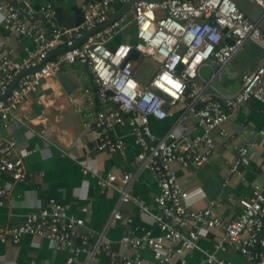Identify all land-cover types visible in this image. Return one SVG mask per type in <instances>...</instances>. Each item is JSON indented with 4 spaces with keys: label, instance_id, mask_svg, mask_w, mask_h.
Returning a JSON list of instances; mask_svg holds the SVG:
<instances>
[{
    "label": "built area",
    "instance_id": "2783aa9c",
    "mask_svg": "<svg viewBox=\"0 0 264 264\" xmlns=\"http://www.w3.org/2000/svg\"><path fill=\"white\" fill-rule=\"evenodd\" d=\"M126 1L83 3L81 22L64 28L56 20V7L51 1L35 6L31 0H0L4 28L19 37H31L34 43V48L19 60L13 49L0 52V122L11 119L26 95L42 80L54 77L62 65L85 64L92 73L99 103L111 105L109 109L98 108L92 121L84 123L95 139L96 149L124 156L123 140L113 137L111 132L116 125L128 124L140 148L135 156L138 167L150 171L159 188L154 198L157 210L152 215L161 233L123 235L121 243L136 251L143 245L149 246L158 264H166L174 257L180 264H189L183 252L197 246L201 231L224 227L206 262L233 264L220 259L215 252L234 248L253 264H264V166L261 183L254 184L249 195L228 196L241 210L226 225L215 212L217 200L211 199L201 209L187 205L188 193L178 184L172 169L174 162L182 167L207 162L215 152L213 131L229 136L225 122L247 101L256 99L264 107V58L241 74L236 90H227L220 83L224 67L246 42L264 50V32L233 0H139L131 7L136 42L114 45L111 40L126 22L121 17L108 23L109 15L117 2ZM254 1L264 9V0ZM58 48L63 50L52 54ZM132 51L137 52L135 57L130 56ZM146 58L154 62L155 70L142 83L137 77V61ZM205 67L210 69L208 76L202 73ZM179 102L183 108L174 124L162 135L154 134L150 118L164 119L166 106ZM189 118L194 119L192 128L186 123ZM175 124L181 126L179 132ZM253 145L247 142L237 148L229 173L239 171ZM15 148L14 139L0 136V173H8L13 181H25V164L21 156L14 154ZM82 168L86 173L87 167ZM228 176L222 186L227 185ZM135 179L134 172H108L97 175L96 183L103 189H115L119 202H126L133 198L130 187ZM8 193L9 188L0 186V206ZM110 218H122L118 205ZM83 223L82 218L69 213L66 205L49 198L20 223L0 222V242L17 244L24 234H33L49 238L54 247H71L74 252L68 263L79 252H86L88 258L103 252L109 256L110 264H148L138 251L132 256L112 252L108 243H102L101 235L87 249L90 233L78 231Z\"/></svg>",
    "mask_w": 264,
    "mask_h": 264
},
{
    "label": "crops",
    "instance_id": "0c3cea01",
    "mask_svg": "<svg viewBox=\"0 0 264 264\" xmlns=\"http://www.w3.org/2000/svg\"><path fill=\"white\" fill-rule=\"evenodd\" d=\"M47 1L56 7L58 24L73 28L82 20L81 5L90 0H31V3L37 6ZM122 5L120 2L115 4L108 23ZM121 17L126 24L113 37L111 44H134L136 26L131 18V9ZM5 48L13 49L14 57L19 60L28 49L34 48V43L31 37H19L6 30L0 12V52ZM144 62V59L137 61V77L142 83L148 81L141 73ZM260 63L249 57L234 56L228 64L229 73L222 72L221 85L227 90H236L240 85L241 74ZM202 73L208 76L210 69L205 67ZM110 107L99 103L88 67L75 62L62 65L54 77L42 80L38 87L26 95L12 118L0 122V136L16 141L14 154L23 158L27 171L25 181H13L8 173H0V186L9 188L0 206V222L20 223L27 213L45 205L49 198H55L66 205L69 213L83 219L84 223L78 227V231L90 233L87 249L101 235L102 243H108L112 252L132 256L138 251L146 263L158 264L149 246L143 245L136 251L120 241L123 235L139 236L144 231H150L152 235L161 233L152 215L157 210L154 198L159 188L150 171L138 167L135 156L140 148L131 128L128 124L116 125L111 132L113 137L124 142L125 154L122 156L114 151L97 150L95 139L84 124L85 121H92L98 108ZM182 108V102L168 105L164 119L151 117V131L156 135L165 133L174 124ZM186 123L192 128L194 119L189 118ZM224 126L229 136L213 131L215 152L207 162L201 166L186 167L174 162L172 169L178 184L188 193L187 205L192 209H201L211 199L217 200L215 212L226 225L241 210L240 205L228 196L249 195L253 185L261 183V167L264 166L263 104L250 99L229 115ZM174 127L179 132L181 126L175 124ZM247 142L254 145L249 148L245 162L238 172L229 173V167L237 157V148ZM84 166L87 167L86 173L83 172ZM122 171L136 173V179L130 187L133 198L126 202H119V194L115 189H103L96 183L97 175L104 176L108 172L120 174ZM227 176L229 181L226 186H222ZM116 205L122 218L111 219ZM83 207L87 210H83ZM223 232L224 227L201 231L197 246L183 252L187 262L210 264L206 262V257L215 250V242ZM166 246L177 247L178 244L166 243ZM73 252L68 246L54 247L47 237L24 234L17 244L0 242V264H110L109 256L103 252L91 258L86 252H79L68 263ZM215 253L220 259L233 264H253L234 248L217 250ZM166 264L180 263L174 257Z\"/></svg>",
    "mask_w": 264,
    "mask_h": 264
},
{
    "label": "water",
    "instance_id": "95a60500",
    "mask_svg": "<svg viewBox=\"0 0 264 264\" xmlns=\"http://www.w3.org/2000/svg\"><path fill=\"white\" fill-rule=\"evenodd\" d=\"M139 0H127L120 9L113 15L110 22L118 19L121 15L131 9V7ZM240 11L245 14L251 21H253L263 32H264V9L260 7L254 0H233ZM92 31L88 32L90 34ZM86 35V36H87ZM80 42V41H79ZM63 49L58 48L52 52V54L59 53ZM50 54V55H52ZM137 55L136 51H132L130 56L135 57ZM249 57L250 59H255L256 61H261L264 58V50L255 43L246 42L244 46L235 54V57ZM223 72L229 73L228 65L224 67ZM18 77L15 78L13 83L10 85L6 94L14 86ZM5 94V95H6Z\"/></svg>",
    "mask_w": 264,
    "mask_h": 264
},
{
    "label": "rangeland",
    "instance_id": "374dc122",
    "mask_svg": "<svg viewBox=\"0 0 264 264\" xmlns=\"http://www.w3.org/2000/svg\"><path fill=\"white\" fill-rule=\"evenodd\" d=\"M144 63L142 64L141 67V73L144 74V78L149 79L150 75H152L154 69H155V65L154 62H152L149 59H144Z\"/></svg>",
    "mask_w": 264,
    "mask_h": 264
}]
</instances>
